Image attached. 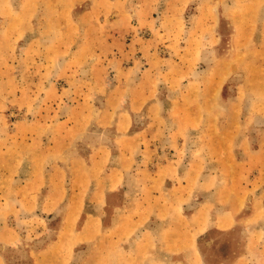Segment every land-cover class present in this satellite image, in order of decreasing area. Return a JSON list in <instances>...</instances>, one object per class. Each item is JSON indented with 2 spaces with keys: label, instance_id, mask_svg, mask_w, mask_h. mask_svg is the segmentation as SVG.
<instances>
[{
  "label": "rangeland",
  "instance_id": "1",
  "mask_svg": "<svg viewBox=\"0 0 264 264\" xmlns=\"http://www.w3.org/2000/svg\"><path fill=\"white\" fill-rule=\"evenodd\" d=\"M0 264H264V0H0Z\"/></svg>",
  "mask_w": 264,
  "mask_h": 264
},
{
  "label": "crops",
  "instance_id": "2",
  "mask_svg": "<svg viewBox=\"0 0 264 264\" xmlns=\"http://www.w3.org/2000/svg\"><path fill=\"white\" fill-rule=\"evenodd\" d=\"M215 14H216V13H215ZM215 14L213 15V20H215V22H216V21H218V19H220V17H219V16L217 17ZM151 21H152V20H151ZM152 96H153V95H149L148 92L146 91V92H145V95L143 94L142 96H138V97H136V99H138V98L141 97L142 100H143V99H145V100H151V99L153 98ZM154 97H155V96H154ZM141 99H140V100H141ZM134 104H136V103L134 102L133 105H134ZM132 107H133V106H132ZM133 108H134V107H133ZM131 110H133V109H131ZM135 110H136V109H135ZM129 112H130V110H129Z\"/></svg>",
  "mask_w": 264,
  "mask_h": 264
}]
</instances>
